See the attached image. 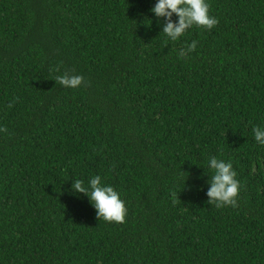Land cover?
Wrapping results in <instances>:
<instances>
[{
    "label": "trees",
    "instance_id": "obj_1",
    "mask_svg": "<svg viewBox=\"0 0 264 264\" xmlns=\"http://www.w3.org/2000/svg\"><path fill=\"white\" fill-rule=\"evenodd\" d=\"M156 3L0 0V264H264V0H207L177 41ZM212 157L236 207L208 203ZM97 175L123 223L73 189Z\"/></svg>",
    "mask_w": 264,
    "mask_h": 264
},
{
    "label": "clouds",
    "instance_id": "obj_2",
    "mask_svg": "<svg viewBox=\"0 0 264 264\" xmlns=\"http://www.w3.org/2000/svg\"><path fill=\"white\" fill-rule=\"evenodd\" d=\"M156 16L168 18L163 33L171 40L177 41L186 30L193 25L212 29L218 24L216 17L210 15L207 0H157L151 9ZM178 17L176 22L171 21V16ZM197 47V41H192L186 49H181L179 57L184 58ZM80 75L64 74L56 77V80L66 88H78L83 83ZM0 131L6 129L0 128ZM254 139L258 145L264 147V125L252 129ZM211 167L214 174L211 178V187L207 193L209 204H215L217 208L231 205L237 206V196L240 190V181L236 179L237 173L231 161H225L217 157L211 158ZM73 189L86 194L96 209L98 219L102 218L107 222L123 223L127 215L125 201L118 191L112 186L102 183L99 175L91 178L87 186L80 179L73 184Z\"/></svg>",
    "mask_w": 264,
    "mask_h": 264
}]
</instances>
